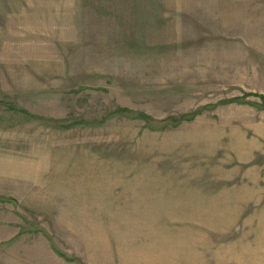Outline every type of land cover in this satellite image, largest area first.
<instances>
[{"label": "rangeland", "instance_id": "rangeland-1", "mask_svg": "<svg viewBox=\"0 0 264 264\" xmlns=\"http://www.w3.org/2000/svg\"><path fill=\"white\" fill-rule=\"evenodd\" d=\"M0 264H264V0H0Z\"/></svg>", "mask_w": 264, "mask_h": 264}]
</instances>
